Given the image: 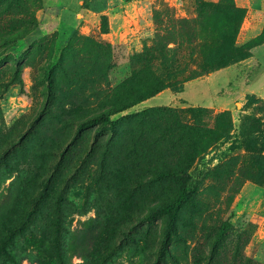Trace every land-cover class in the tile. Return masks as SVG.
Segmentation results:
<instances>
[{
  "label": "rangeland",
  "instance_id": "1",
  "mask_svg": "<svg viewBox=\"0 0 264 264\" xmlns=\"http://www.w3.org/2000/svg\"><path fill=\"white\" fill-rule=\"evenodd\" d=\"M0 264H264V0H0Z\"/></svg>",
  "mask_w": 264,
  "mask_h": 264
},
{
  "label": "trees",
  "instance_id": "2",
  "mask_svg": "<svg viewBox=\"0 0 264 264\" xmlns=\"http://www.w3.org/2000/svg\"><path fill=\"white\" fill-rule=\"evenodd\" d=\"M156 93L151 92V93L143 94L137 100L120 107L114 112H106V113H100L98 115H95L94 117L82 122L79 128L85 129V128L94 126L99 121H104L105 123L101 126L99 131L113 130L116 127L117 122L116 120L115 121L110 120V117L112 115L121 113L133 107L134 105L140 103L141 101L155 96ZM189 198H190V193L183 190L182 192H180L179 195L176 196V198L169 200L165 203L154 206L145 215L142 216L141 218L142 221H151L159 215H165L167 218L164 236H163V239L160 245V254H162L164 250L166 249L170 236L173 233L175 221L177 219L180 208L185 204V202L189 200ZM222 237H223V234H220L216 238V241L219 242Z\"/></svg>",
  "mask_w": 264,
  "mask_h": 264
}]
</instances>
